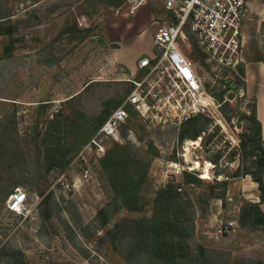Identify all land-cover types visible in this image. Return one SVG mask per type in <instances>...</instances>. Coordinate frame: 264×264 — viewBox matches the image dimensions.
Returning a JSON list of instances; mask_svg holds the SVG:
<instances>
[{"label":"rangeland","instance_id":"374dc122","mask_svg":"<svg viewBox=\"0 0 264 264\" xmlns=\"http://www.w3.org/2000/svg\"><path fill=\"white\" fill-rule=\"evenodd\" d=\"M107 2L0 0V16L11 14L0 22V31L10 30L0 34V264H168L133 254L112 230L123 219L150 215L157 191L169 183L194 225L189 253L175 264H264V229L242 217L243 206L261 200L258 183L243 173L255 167L257 155L241 150L253 99L231 73L199 67L213 99L201 120L205 130L196 144L178 143L171 129L190 118L180 122L167 78L139 68L146 53L140 49L153 48L159 12L150 3L127 15L123 0ZM79 29L90 32L80 38ZM178 44L199 62L196 51ZM251 45L264 56V0H254L247 51ZM143 80L151 108L145 116L133 109L117 141L149 161L143 208L101 212L114 194L100 161L87 178L73 173L81 178L77 190L58 188L57 178L95 126L92 116L119 96L123 103L124 92ZM186 171L200 180L186 183ZM16 188L27 192V215L8 209Z\"/></svg>","mask_w":264,"mask_h":264},{"label":"built area","instance_id":"2783aa9c","mask_svg":"<svg viewBox=\"0 0 264 264\" xmlns=\"http://www.w3.org/2000/svg\"><path fill=\"white\" fill-rule=\"evenodd\" d=\"M150 3L159 15L153 20V48L140 57L139 68L148 69L160 79H168L180 122L207 114L213 99L198 74L199 67L207 68L200 61L190 59L180 49L178 41L190 46L191 52L193 37L212 71H237L247 62V28L248 21L252 20L254 0H123L127 15H134L140 7ZM135 84L123 103L111 111L58 175V188L68 192L78 189L81 178L79 175L73 178V173L80 170L81 176L87 178L106 154L109 141L120 139L121 129L131 117L128 106L141 116L150 110L144 80ZM7 205L10 211L27 215V192L16 188L9 195Z\"/></svg>","mask_w":264,"mask_h":264},{"label":"trees","instance_id":"16d2710c","mask_svg":"<svg viewBox=\"0 0 264 264\" xmlns=\"http://www.w3.org/2000/svg\"><path fill=\"white\" fill-rule=\"evenodd\" d=\"M88 1L97 2V0ZM107 3L118 6L122 3V0H108ZM10 16L11 14L0 16V22L9 20ZM89 32V30L82 31L79 29L80 38L87 36ZM9 33L10 30L6 28L0 31V34L7 35ZM192 43L193 50L194 52L196 51L199 61L207 70H211L210 65L206 62L204 53L200 50L193 37ZM252 53H254V56ZM246 58L247 60L264 62L263 54L258 51V48L253 47L252 49V45L250 51H246ZM221 73L224 76L231 73L238 80L237 82L236 80L234 81L235 84H238L241 89H245L244 65L239 66L237 71L224 69ZM133 86H130L124 92V96L132 91ZM121 97L119 96L112 106L103 105L102 109L92 116L96 124L88 133L82 145L96 132L111 111L121 104ZM219 97L223 99V92ZM252 99L253 103L250 104L251 111L249 115L252 122L249 128L241 134V150L256 154L258 159L254 161L255 167H248L243 173L250 175L253 181L258 183L261 200L258 203H250L243 206L242 217L243 220H250L251 223L264 229V211L261 208V204H264V139L261 135V122L257 118L256 98ZM128 109L132 117L134 108L128 106ZM203 116V114L195 115L179 127L171 129L178 143L182 144L186 139L198 140L201 137L202 132L205 130V126L201 125V120L205 117ZM130 119L128 122H130ZM122 129L121 131H123ZM114 142L100 159L98 165L99 169L102 168L105 172L114 194L113 200L106 208L101 209V212L109 209L112 213H115L123 207L134 212L140 211L143 208L144 191L149 183L147 177L149 161L140 158L136 152L129 149L128 145L120 144L117 141ZM158 151L152 142L150 144V153L156 155ZM184 176L186 183L200 180L195 174L187 171ZM208 176L209 173H204L202 177L207 178ZM224 183L222 182V184ZM184 202V198L177 190L176 185L169 183L157 191L153 212L150 215H145L138 219H123L114 226L112 231L113 233L122 234V239L126 240L133 254L144 257L147 260L156 261L161 259L168 264H175L189 253L187 240L194 231V225L190 224L193 222H191V217L187 214L188 211L185 209Z\"/></svg>","mask_w":264,"mask_h":264},{"label":"crops","instance_id":"0c3cea01","mask_svg":"<svg viewBox=\"0 0 264 264\" xmlns=\"http://www.w3.org/2000/svg\"><path fill=\"white\" fill-rule=\"evenodd\" d=\"M141 35L145 32L144 27ZM148 49H140L139 53L146 52ZM123 59L128 58L126 55H122ZM245 89L242 92L248 98H256L257 102V118L261 122V135L264 139V62L247 60L245 64Z\"/></svg>","mask_w":264,"mask_h":264},{"label":"bare ground","instance_id":"6f19581e","mask_svg":"<svg viewBox=\"0 0 264 264\" xmlns=\"http://www.w3.org/2000/svg\"><path fill=\"white\" fill-rule=\"evenodd\" d=\"M193 142L196 144V143H198L199 141H198V140H195V141H193ZM208 163H210V162H208ZM194 165H195V167H199V165H200L199 161L195 162ZM209 165H210V164H208V165L206 166V169H205L206 171L209 170Z\"/></svg>","mask_w":264,"mask_h":264}]
</instances>
